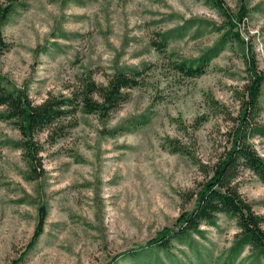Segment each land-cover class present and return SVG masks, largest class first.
Listing matches in <instances>:
<instances>
[{"label":"rangeland","instance_id":"374dc122","mask_svg":"<svg viewBox=\"0 0 264 264\" xmlns=\"http://www.w3.org/2000/svg\"><path fill=\"white\" fill-rule=\"evenodd\" d=\"M225 2L235 13L242 6L250 10L238 30L264 71V0ZM191 19L208 27L197 35L195 25L183 37L173 36L164 52L156 49L161 34ZM211 24L225 22L206 0L20 1L3 29L12 47L1 68L28 88L36 104L70 95L88 71L106 84L118 68H138L144 82L107 121L77 112L60 122L61 133L49 128L38 135L44 175L36 181L24 178L22 151L10 144L20 139L19 131L0 120V264H135L130 252L147 247L194 209L195 200L185 204L182 196L197 192L206 175L168 141L177 140L198 162L213 165L230 146L233 122L211 111L207 99L236 116L234 92L248 76L236 43L226 45L202 77L174 69L218 43L225 30L214 31ZM261 105L258 121L264 126V85ZM202 115L207 120L195 130ZM70 123L77 125L66 127ZM111 130L117 133L107 134ZM251 142L264 157V137ZM238 182L264 217V184L245 170ZM202 230L203 237L194 236L200 258L179 240L171 254L182 264H224L239 233L236 222L221 215L218 227ZM160 256L167 260L164 252ZM249 256L247 249L235 264H250Z\"/></svg>","mask_w":264,"mask_h":264},{"label":"trees","instance_id":"16d2710c","mask_svg":"<svg viewBox=\"0 0 264 264\" xmlns=\"http://www.w3.org/2000/svg\"><path fill=\"white\" fill-rule=\"evenodd\" d=\"M21 0H5L0 6V120L11 123L20 133L19 140L10 144L20 149L27 171L24 178L36 181L44 175L39 154L42 146L37 141L38 135L52 128L61 133L63 119H72L77 112L85 115H95L101 121H107L112 113L118 110L130 99L129 91L138 88L144 82L143 70L138 68H118L110 75L106 84L98 83L93 73L86 72L77 78V85L70 95L50 96L43 103L36 104L28 88L19 87L3 74L1 59L11 50V44L6 40L3 29L15 13ZM224 18L225 24L214 27V31H224L218 43L208 50L199 60L178 61L174 69L187 78H199L206 74L211 60L229 43L239 46L246 66L247 83L242 90H235V99L239 102L238 114L234 116L218 100L209 97L207 102L215 114H223L233 122L228 142L230 146L222 152L213 165L198 162L188 148L177 140H169L168 145L175 153L187 155L195 161L205 173V181L197 192H188L182 196L185 204L195 200L191 212H183L175 227L164 231L147 247L130 252L135 264H182L171 254L175 240L196 250L200 258L201 251L196 246L194 236L203 237L202 225L218 227L221 215L236 222L239 233L225 254L224 264H235L247 249L250 250V264L264 263V217L255 211L253 202L241 192L239 178L243 171H249L264 184V157L255 149L251 139L255 136L264 137V126L258 119L262 113L261 97L264 85V71L260 70L250 43L244 40L238 28L249 16L250 10L242 6L237 13L233 12L225 0H206ZM195 25H198V35L207 22L188 20L182 26L161 34V43H155L159 52H164L173 36L183 37ZM210 25V24H209ZM207 120L202 115L195 121V130ZM66 127H74L71 123ZM117 130L107 132L115 135ZM53 140V136L51 138ZM164 252L167 260L161 259ZM148 255V260L142 256ZM145 257V256H144Z\"/></svg>","mask_w":264,"mask_h":264}]
</instances>
